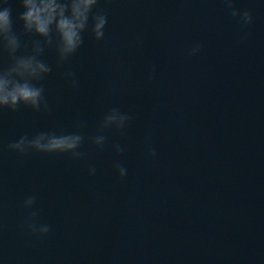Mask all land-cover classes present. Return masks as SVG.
I'll list each match as a JSON object with an SVG mask.
<instances>
[{
  "label": "water",
  "instance_id": "1",
  "mask_svg": "<svg viewBox=\"0 0 264 264\" xmlns=\"http://www.w3.org/2000/svg\"><path fill=\"white\" fill-rule=\"evenodd\" d=\"M12 8L15 21L23 9L17 3ZM14 28L24 44L21 51H30L32 39L39 37L24 35L20 22ZM43 59L52 68L42 82L49 110L23 105L15 112L0 110V264H187L130 123L105 130L102 147L92 143L112 108L126 112L104 40L85 34L84 46L68 62L59 63L54 48L46 49ZM10 63L0 48V69ZM67 71L75 73V85ZM41 131L78 132L85 155L22 154L8 147ZM116 144L124 150L117 153ZM125 160L131 167L121 175L115 164ZM28 196L36 197L33 209L23 207ZM33 211L37 225L49 226L47 235L28 228Z\"/></svg>",
  "mask_w": 264,
  "mask_h": 264
},
{
  "label": "clouds",
  "instance_id": "2",
  "mask_svg": "<svg viewBox=\"0 0 264 264\" xmlns=\"http://www.w3.org/2000/svg\"><path fill=\"white\" fill-rule=\"evenodd\" d=\"M14 3L19 4L23 11L19 12L16 20L13 18ZM101 0H0V48L7 52L11 63L0 69V110L9 109L15 112L21 105L35 112L48 111L42 82L51 74L52 68L43 57L46 49L54 48L58 62L64 64L84 46L85 34H91L96 41H103L108 26V16L100 9ZM231 9V15L239 18L242 24H251L253 14L251 9L235 8V0H223ZM264 5V0H257ZM20 22L23 34L32 39L30 51L22 52L24 47L20 35L14 28V23ZM200 45H195L190 54H196ZM65 77L73 85L77 83L75 73L67 71ZM131 116L119 107L112 108L103 118L100 125L101 134L92 138V143L102 147L106 143L103 132L107 129H124ZM84 137L78 132L58 135L55 131H41L31 139L22 136L11 143L10 150L26 153L71 154L73 159H81L85 155L80 151ZM117 153L124 149L120 144L114 145ZM156 155V149H151ZM116 169L121 175L127 174L131 162H117ZM95 168L89 169V175L95 174ZM36 204L35 196H28L23 201L25 209H33ZM37 213L32 212L26 222L34 235L45 236L50 231L46 224L35 223Z\"/></svg>",
  "mask_w": 264,
  "mask_h": 264
}]
</instances>
